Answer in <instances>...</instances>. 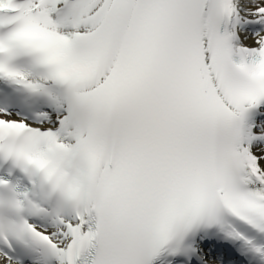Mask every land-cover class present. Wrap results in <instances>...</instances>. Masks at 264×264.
Masks as SVG:
<instances>
[{"label": "snow or ice", "instance_id": "snow-or-ice-1", "mask_svg": "<svg viewBox=\"0 0 264 264\" xmlns=\"http://www.w3.org/2000/svg\"><path fill=\"white\" fill-rule=\"evenodd\" d=\"M0 264H264V0H0Z\"/></svg>", "mask_w": 264, "mask_h": 264}]
</instances>
